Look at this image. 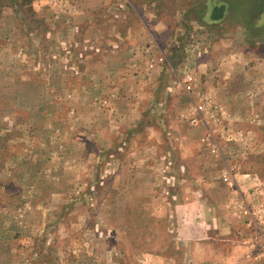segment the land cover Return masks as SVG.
<instances>
[{
    "label": "rangeland",
    "instance_id": "rangeland-1",
    "mask_svg": "<svg viewBox=\"0 0 264 264\" xmlns=\"http://www.w3.org/2000/svg\"><path fill=\"white\" fill-rule=\"evenodd\" d=\"M220 138L264 181V0H0V264H264V190L176 221Z\"/></svg>",
    "mask_w": 264,
    "mask_h": 264
},
{
    "label": "crops",
    "instance_id": "crops-1",
    "mask_svg": "<svg viewBox=\"0 0 264 264\" xmlns=\"http://www.w3.org/2000/svg\"><path fill=\"white\" fill-rule=\"evenodd\" d=\"M215 131V129L210 130V132H213V134ZM229 140L230 139L228 138L227 142L226 140L221 139V143H218V140L216 141L214 148L216 149V152H219L218 156H220L221 159L217 160V162L216 160L212 159L211 166L208 163L209 165L203 168V172H209L207 174H210L212 177L213 183L209 184L211 187H208L210 188V192H208L207 189L204 191L197 188L196 201L176 206V208H178V215L175 218L180 229L186 227V225L183 223L186 222L188 212L193 213V216L197 215V217L198 214H201V212H205L207 210L227 212L225 210V208H227L226 205L231 206L233 202L236 201L237 196H240L242 204L251 210V204H249V201L254 199L252 197H258V194L260 195L264 190V181L262 180L260 174L256 172L252 173L250 171L248 172L240 170L236 165L240 161L236 162L234 157H229L228 150L232 145L231 141ZM196 161V164L200 169L203 167V164H205L203 160ZM224 173L227 176L224 175ZM224 177L227 178L226 184L224 181H221V178L224 179ZM196 178H198V176ZM200 178L201 180H204L207 177H203V174H201ZM228 200H230V203H228ZM216 221L219 224L222 223L221 219ZM191 222L193 223L195 220H192Z\"/></svg>",
    "mask_w": 264,
    "mask_h": 264
},
{
    "label": "built area",
    "instance_id": "built-area-1",
    "mask_svg": "<svg viewBox=\"0 0 264 264\" xmlns=\"http://www.w3.org/2000/svg\"><path fill=\"white\" fill-rule=\"evenodd\" d=\"M178 49H180V47L176 46V49H174V50H178ZM183 75H184L183 77H184L185 82L191 83L193 81V75L190 72L185 70L183 72Z\"/></svg>",
    "mask_w": 264,
    "mask_h": 264
}]
</instances>
